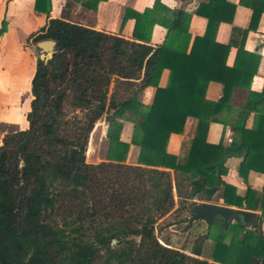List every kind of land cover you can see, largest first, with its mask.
<instances>
[{"label": "trees", "instance_id": "1", "mask_svg": "<svg viewBox=\"0 0 264 264\" xmlns=\"http://www.w3.org/2000/svg\"><path fill=\"white\" fill-rule=\"evenodd\" d=\"M47 1L50 8L52 0ZM160 7L157 0L143 13H128L126 20H136L134 41L64 19H50L35 36L36 43L55 41L57 53L47 64L37 62L28 128L5 134L0 146V264H264L260 226L221 224L211 262L200 258L201 249L191 256L163 245L156 234L158 220L176 208L175 191L181 211L189 201L210 202L222 190L226 206L260 209L264 217V190L249 189L240 197L222 178L234 156L244 157L240 174L264 171L258 168L264 158V90L250 94L232 124L230 147L207 142L210 125L222 121L234 89H249L258 71L254 55L246 70L229 68L233 43L216 41L221 23L233 22L236 5L202 4L197 13L208 27L194 39L190 15L164 9L160 17ZM252 8L250 30L264 15V5ZM156 25L168 31L159 47L151 45ZM237 34L244 44L249 30L234 29ZM165 70L169 83L161 87ZM114 79L134 86V96L112 94ZM211 82L224 85L218 103L206 97ZM148 87L156 88L150 107L137 98ZM252 112L259 117L249 130ZM104 118L106 161L89 163L90 139ZM188 118L197 119L198 127L188 155L180 158L168 152V142L184 131ZM123 121L135 125L131 144L121 140ZM131 145L140 148L138 165L126 163ZM183 183L189 187L185 193ZM206 238H212L210 231Z\"/></svg>", "mask_w": 264, "mask_h": 264}, {"label": "crops", "instance_id": "2", "mask_svg": "<svg viewBox=\"0 0 264 264\" xmlns=\"http://www.w3.org/2000/svg\"><path fill=\"white\" fill-rule=\"evenodd\" d=\"M157 0H52L50 4L47 0H0V31H4L0 35V145L2 144L5 133L13 132L9 130L2 132V125L17 126V130H25L29 124L27 114L31 110L32 82L36 74L37 63L34 60V45L38 44L34 41L37 33L47 25L50 19H64L71 23H75L92 30L107 33L110 35L122 37L124 39L134 41L133 33L135 30L136 20L128 18V13H143L148 8H153ZM161 7L158 10L160 17L166 16L165 10L171 12L183 11L191 16L189 33L192 39L205 35L208 27V19L198 15L197 11L202 4H208L210 0H159ZM230 4L236 5V10L232 23L223 22L218 28L216 41L223 45L233 43L230 53L227 58V66L234 70H246L248 68L251 55L259 58L258 71L254 75L250 83V88L237 87L233 91L232 99L225 106L224 111L220 114L222 121L212 123L208 130L207 142L211 145H219L222 142L226 147H230L234 140L235 134L231 127L233 123L240 117V112L247 107L250 94L262 93L264 90V15L256 24L255 28L250 30L253 18V6L262 7L263 0H246V3L251 6L242 4V0H227ZM5 27V30L3 29ZM234 29L249 30V34L243 44L242 35H234ZM167 29L161 25H156L152 32L151 45L159 47L162 45L167 36ZM38 62V61H37ZM256 60L252 59V66H256ZM252 66L248 74L252 73ZM170 72L165 70L160 80V86L166 87L169 83ZM248 77L243 82H248ZM136 88L120 84L115 79L112 82L110 92L115 94L119 99L134 96ZM156 95V88L148 87L141 94L138 93V101L144 106L150 107L153 105ZM224 96V85L211 82L208 85L206 97L211 102L218 103ZM22 116L16 111H23ZM258 112H252L247 119L246 127L253 129ZM19 121V122H18ZM26 123L21 125L20 123ZM104 121L105 118L100 122ZM99 124V123H98ZM97 124V125H98ZM124 127L121 134V140L131 144L135 125L129 121H123ZM198 127V120L188 118L184 131L181 134H174L168 142V152L180 158H186L189 148L195 138ZM16 131V130H15ZM107 127L104 130L100 129L92 133V160L97 158L96 140L106 141ZM95 138V141H94ZM90 149V148H89ZM109 145L107 148V152ZM89 152V151H88ZM89 155V154H88ZM107 155V153H106ZM140 148L131 145L127 157V164L138 165ZM106 161V157L99 162ZM243 156H234L227 159L225 167L227 173L222 177L223 181L236 190V194L240 197H245L249 189L263 193L264 190V171L255 169L247 174H240V168L243 164ZM98 162V163H99ZM94 163V162H92ZM264 169V158L259 160V167ZM222 190L218 192L212 201H189L184 204L187 210L182 215L184 222L190 219L189 227H196V235L202 237L203 247L201 249L202 259L212 261V254L216 246L214 239L206 238L209 229L205 221H193L192 218H187L191 215L189 207H192L194 202H206L216 205L226 206L222 199ZM176 204L179 203V198L175 191ZM182 201V200H181ZM193 202V203H192ZM177 207V206H176ZM229 207V206H226ZM239 209L237 207H231ZM176 210V209H175ZM246 210V209H243ZM250 211V210H246ZM254 212L261 216L260 227L261 234L264 236V217L260 209ZM171 213L168 218L171 217ZM189 215V216H188ZM192 216V215H191ZM238 223L237 221L233 222ZM184 224V223H183ZM196 224V225H195ZM198 227V229H197ZM254 229L252 227H246ZM227 243L231 242V238L227 239ZM168 246L180 251H187L184 248H176L173 243L168 242ZM212 248V252L208 258H205L207 248ZM188 254V253H187ZM194 256V255H193Z\"/></svg>", "mask_w": 264, "mask_h": 264}, {"label": "rangeland", "instance_id": "3", "mask_svg": "<svg viewBox=\"0 0 264 264\" xmlns=\"http://www.w3.org/2000/svg\"><path fill=\"white\" fill-rule=\"evenodd\" d=\"M34 60L37 63V61L39 60V56H40V52L39 50H37L36 48V44L34 45ZM66 110L71 114L72 110L69 106L66 107ZM26 109H24L23 111H16V113L20 114L22 116V120H24V113H25ZM19 122V121H18ZM21 125H24L26 123H20ZM107 127L106 124H104V121L100 122L96 128L97 130H104L105 132V128ZM17 126H13V125H2L1 126V130L2 132H6L9 130H13V132H15V130L17 131ZM6 134V133H5ZM5 136V135H4ZM95 141V138H94ZM95 142H97L96 144V153H97V158L95 160H92V148H93V143L92 140L90 139V143H89V152H88V161L89 163L92 162H99V160H101V158H104L106 156L107 153V148H108V143H106L105 139L104 141H100L99 139L96 140ZM1 146V145H0ZM189 189L188 187V183H183L181 185V191L183 193L187 192ZM176 195L178 196L177 192ZM180 202H182L181 200H179V203L176 205L177 207L175 208L176 210L172 211L171 213L174 212V214L171 215V217L168 218V215H170L171 213H169L168 215L160 218L158 220V223L156 225V234L158 235V238L161 240V243L163 245H168L169 243H173L176 248H184L188 255L193 256L194 252H196L197 249H200V247H203V239L202 237H198L196 235V232L192 231V230H196V227H194L192 229V227H189V223H190V219H188L187 222H184L185 218L182 219V215L184 214V212L186 211H181L179 210L180 208ZM189 209L191 210V207H189ZM189 216V215H188ZM187 218H192V216L190 215ZM184 223V224H183ZM220 223V224H219ZM222 222L220 221H215L214 224L212 225V227H208L209 231L211 232V239H215V237L220 234L221 230H222ZM196 225V224H195ZM221 228V229H220ZM198 229V227H197ZM212 246L211 248H207L205 251V258H208L210 256V253L212 252ZM195 256V255H194Z\"/></svg>", "mask_w": 264, "mask_h": 264}, {"label": "water", "instance_id": "4", "mask_svg": "<svg viewBox=\"0 0 264 264\" xmlns=\"http://www.w3.org/2000/svg\"><path fill=\"white\" fill-rule=\"evenodd\" d=\"M47 44L48 47L45 46ZM37 50L40 52L39 60L46 64L51 61L57 53V43L52 40L42 41L36 44ZM190 213L193 221L203 220L210 227L215 221L222 222L226 228L234 221L242 225V227L257 228L260 226L261 216L243 209H235L223 205H216L206 202H194ZM116 244V241L113 242Z\"/></svg>", "mask_w": 264, "mask_h": 264}, {"label": "bare ground", "instance_id": "5", "mask_svg": "<svg viewBox=\"0 0 264 264\" xmlns=\"http://www.w3.org/2000/svg\"><path fill=\"white\" fill-rule=\"evenodd\" d=\"M45 46L48 47L47 44H45Z\"/></svg>", "mask_w": 264, "mask_h": 264}]
</instances>
